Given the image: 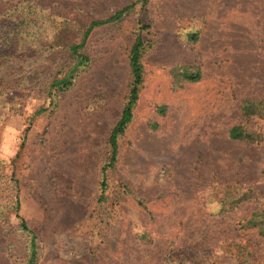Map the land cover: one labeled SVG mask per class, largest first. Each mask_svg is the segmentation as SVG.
I'll return each instance as SVG.
<instances>
[{
  "label": "rangeland",
  "instance_id": "obj_1",
  "mask_svg": "<svg viewBox=\"0 0 264 264\" xmlns=\"http://www.w3.org/2000/svg\"><path fill=\"white\" fill-rule=\"evenodd\" d=\"M132 4L49 96L68 46ZM140 24L152 49L102 195ZM3 45L14 52L0 60V264L27 263L22 220L35 264H264V235L247 225L264 223V117L243 112L264 101V0H0ZM235 126L253 139H232Z\"/></svg>",
  "mask_w": 264,
  "mask_h": 264
},
{
  "label": "trees",
  "instance_id": "obj_2",
  "mask_svg": "<svg viewBox=\"0 0 264 264\" xmlns=\"http://www.w3.org/2000/svg\"><path fill=\"white\" fill-rule=\"evenodd\" d=\"M144 1V0H143ZM135 4L126 6L125 8L116 11L113 15L109 16L107 19L93 21L86 27L82 33V38L79 42L72 43L68 46L69 53L71 54L70 59L66 64L61 65L57 76L49 85V96H57L58 92H63L74 83L77 74L80 72L81 68L87 66L90 63V58L88 55L83 53V49L86 46L87 40L89 39L92 32L101 26L120 22L133 8ZM149 26L140 24L139 34L135 39L130 52H129V66L131 71V88L127 102L124 105L121 117L112 129L109 139H108V157L102 168V182H101V192L102 195L107 190L108 173L114 168L118 161V143L119 139L124 135L126 129L131 124L134 117V109L139 100V94L141 87L144 82V67L143 59L152 49V44L150 41L146 40L143 36V32L148 30ZM13 50L10 46L0 47V60L2 58L10 57L13 54ZM14 57V56H12ZM177 73V79L182 77L188 81L197 82L201 79L200 72H192L187 68H177L174 70ZM55 92V94H53ZM243 112L246 117L258 116L264 117V101H252L246 100L243 105ZM230 137L234 140H252L254 134L248 132L242 126H235L230 131ZM104 201V199H103ZM264 213V212H263ZM258 213L254 214L253 217L248 221V227L259 226V232L264 235V223H257L256 216ZM7 222V220H3ZM259 224H262L261 226ZM21 229L28 232L31 239L28 244L27 253V263L25 264H35L37 259L38 247L35 242V236L30 232L27 223L22 220L20 224ZM240 264H244L240 263Z\"/></svg>",
  "mask_w": 264,
  "mask_h": 264
}]
</instances>
